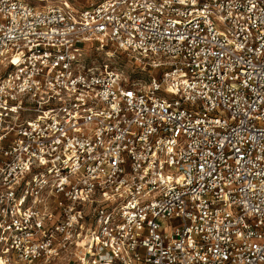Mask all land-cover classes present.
<instances>
[{"label":"built area","instance_id":"built-area-1","mask_svg":"<svg viewBox=\"0 0 264 264\" xmlns=\"http://www.w3.org/2000/svg\"><path fill=\"white\" fill-rule=\"evenodd\" d=\"M0 258L264 264V0H0Z\"/></svg>","mask_w":264,"mask_h":264},{"label":"rangeland","instance_id":"rangeland-1","mask_svg":"<svg viewBox=\"0 0 264 264\" xmlns=\"http://www.w3.org/2000/svg\"><path fill=\"white\" fill-rule=\"evenodd\" d=\"M58 0H48V3H54ZM71 3L75 8H83V7H89L92 4H95L99 2V0H67ZM111 65L121 67L125 72H129L131 69H135V65L132 64V61L128 59V56L121 52L117 51L114 53V56L111 57ZM147 74L146 71L142 72L140 74L141 76H145ZM87 257H90V254L87 255Z\"/></svg>","mask_w":264,"mask_h":264},{"label":"bare ground","instance_id":"bare-ground-1","mask_svg":"<svg viewBox=\"0 0 264 264\" xmlns=\"http://www.w3.org/2000/svg\"><path fill=\"white\" fill-rule=\"evenodd\" d=\"M0 264H3L2 258H0Z\"/></svg>","mask_w":264,"mask_h":264}]
</instances>
